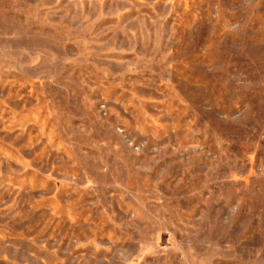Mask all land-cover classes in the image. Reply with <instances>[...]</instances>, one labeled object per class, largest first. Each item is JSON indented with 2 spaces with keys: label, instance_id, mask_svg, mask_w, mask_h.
<instances>
[{
  "label": "rangeland",
  "instance_id": "1",
  "mask_svg": "<svg viewBox=\"0 0 264 264\" xmlns=\"http://www.w3.org/2000/svg\"><path fill=\"white\" fill-rule=\"evenodd\" d=\"M0 264H264V0H0Z\"/></svg>",
  "mask_w": 264,
  "mask_h": 264
}]
</instances>
